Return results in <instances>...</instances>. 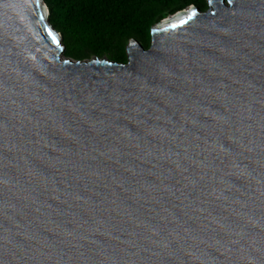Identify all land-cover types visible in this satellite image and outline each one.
I'll return each mask as SVG.
<instances>
[{"label": "water", "instance_id": "obj_1", "mask_svg": "<svg viewBox=\"0 0 264 264\" xmlns=\"http://www.w3.org/2000/svg\"><path fill=\"white\" fill-rule=\"evenodd\" d=\"M151 26L74 58L0 0V264H264V0Z\"/></svg>", "mask_w": 264, "mask_h": 264}, {"label": "trees", "instance_id": "obj_2", "mask_svg": "<svg viewBox=\"0 0 264 264\" xmlns=\"http://www.w3.org/2000/svg\"><path fill=\"white\" fill-rule=\"evenodd\" d=\"M52 26L62 34L64 54L103 56L123 62L126 44L136 38L148 45L152 23L205 0H44Z\"/></svg>", "mask_w": 264, "mask_h": 264}, {"label": "snow or ice", "instance_id": "obj_3", "mask_svg": "<svg viewBox=\"0 0 264 264\" xmlns=\"http://www.w3.org/2000/svg\"><path fill=\"white\" fill-rule=\"evenodd\" d=\"M208 3L211 4L212 0H208ZM197 15V9L195 7L190 8L184 15V18L177 21L176 23L172 24V27H176L177 23L178 24H183L185 23L187 20L192 19L193 17H195ZM53 39H55V37H53Z\"/></svg>", "mask_w": 264, "mask_h": 264}, {"label": "rangeland", "instance_id": "obj_4", "mask_svg": "<svg viewBox=\"0 0 264 264\" xmlns=\"http://www.w3.org/2000/svg\"><path fill=\"white\" fill-rule=\"evenodd\" d=\"M205 3H207V0H205ZM206 7H204V8H202V9H205ZM166 18V17H165ZM153 24H156V23H152L151 25H153ZM128 43H129V41L127 42V44H126V47H127V45H128ZM91 56V55H90ZM90 56H88V57H90ZM103 56H105V57H107L106 55H103ZM87 57V58H88ZM108 58V57H107Z\"/></svg>", "mask_w": 264, "mask_h": 264}]
</instances>
